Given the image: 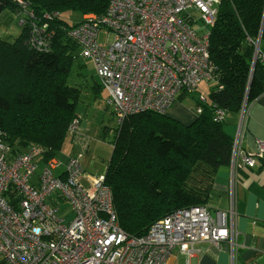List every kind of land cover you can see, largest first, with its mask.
Listing matches in <instances>:
<instances>
[{"label": "built area", "instance_id": "2783aa9c", "mask_svg": "<svg viewBox=\"0 0 264 264\" xmlns=\"http://www.w3.org/2000/svg\"><path fill=\"white\" fill-rule=\"evenodd\" d=\"M219 2L110 0L103 14L85 13L68 29L79 55L92 58L118 124L137 112L166 113L180 95L213 79L209 34ZM58 16V11H47L32 21L31 48L48 49L46 21ZM205 96L196 99V115ZM214 111L213 120H223L225 111ZM240 128L229 162V208L212 212L208 203L178 208L141 236L129 235L118 223L105 173H84L80 159L89 137L79 127V116L68 127L76 152L65 159H44L35 145L13 150L0 131V257L6 264H166L174 248L189 257L194 245L206 240L217 248L227 242L234 264L235 174L242 167H256L264 155L260 139L254 152L241 149ZM55 196L69 209L62 211Z\"/></svg>", "mask_w": 264, "mask_h": 264}, {"label": "trees", "instance_id": "16d2710c", "mask_svg": "<svg viewBox=\"0 0 264 264\" xmlns=\"http://www.w3.org/2000/svg\"><path fill=\"white\" fill-rule=\"evenodd\" d=\"M24 1L22 7L16 0H0V13L29 10L34 16L22 19V31L13 41L0 38V131L13 150L35 145L44 159L63 157L81 96L80 88L68 83L78 46L67 31L85 13L103 14L110 0ZM47 11L59 16L46 21L49 47L37 51L28 45L31 23ZM63 11L80 17L69 23ZM263 55L264 0H220L209 34L215 87L200 103L201 113L184 124L166 113L142 111L117 125L104 173L126 233L141 236L175 209L207 201L216 170L229 165L233 144L225 117L214 121V110L239 114L244 101L247 108L264 92ZM71 153L72 148L66 155ZM0 264H6L2 257Z\"/></svg>", "mask_w": 264, "mask_h": 264}, {"label": "crops", "instance_id": "0c3cea01", "mask_svg": "<svg viewBox=\"0 0 264 264\" xmlns=\"http://www.w3.org/2000/svg\"><path fill=\"white\" fill-rule=\"evenodd\" d=\"M240 113L232 114L227 129L225 126L224 129L234 138L240 126L241 149L254 152L256 140L264 141V92L248 105L242 117ZM166 114L184 124L196 117L195 111L186 109L181 100H175ZM210 191L205 202L210 205V210H227L230 206L229 165L216 170ZM234 212V225L238 233L234 264H264V155L256 167H242L236 171ZM194 247L195 252L189 257L174 248L166 264H230V246L227 242L217 248L205 240L197 242Z\"/></svg>", "mask_w": 264, "mask_h": 264}, {"label": "rangeland", "instance_id": "374dc122", "mask_svg": "<svg viewBox=\"0 0 264 264\" xmlns=\"http://www.w3.org/2000/svg\"><path fill=\"white\" fill-rule=\"evenodd\" d=\"M61 15L69 23L78 20L80 17L79 12L75 11H63ZM26 16L25 12L17 14L9 9L3 10L0 13V38L9 42L13 41L21 33V20ZM100 38L102 40V36ZM79 52L80 49L75 53L73 66L68 76V83L79 87L81 90V96L75 105V112L79 116V127L89 137L88 148L80 161L86 175L98 176L106 170L112 153V142L118 122L112 112V107L107 103L109 93L96 73L92 58L82 57ZM212 80L215 82L214 79ZM212 80H202L195 91L185 94L183 97L180 95L176 101L181 100V104L186 109H192L194 112L196 99L199 94H207L215 87V83ZM232 116V113H227L226 122L224 123L225 129H227L229 119ZM71 148L70 144H64L60 154L63 156L61 157L62 159L67 157L66 154L71 151ZM73 151L76 152V149L72 148ZM193 174L195 175V173ZM55 198L60 203L62 211L69 209L67 202H63L57 196ZM71 216L72 214H69V218Z\"/></svg>", "mask_w": 264, "mask_h": 264}, {"label": "water", "instance_id": "95a60500", "mask_svg": "<svg viewBox=\"0 0 264 264\" xmlns=\"http://www.w3.org/2000/svg\"><path fill=\"white\" fill-rule=\"evenodd\" d=\"M259 42H260V36L258 37L257 42L255 44V52H254L255 54H254V58H253V63L255 62L256 55L259 51ZM245 105H246V101H244L243 106H242V110H241L242 115H240L241 117L243 116V113L245 112V108H246Z\"/></svg>", "mask_w": 264, "mask_h": 264}]
</instances>
